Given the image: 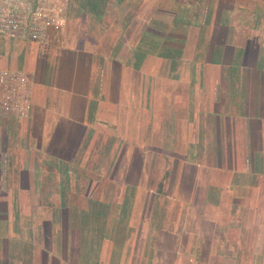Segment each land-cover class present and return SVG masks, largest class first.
I'll return each mask as SVG.
<instances>
[{"label":"crops","instance_id":"0c3cea01","mask_svg":"<svg viewBox=\"0 0 264 264\" xmlns=\"http://www.w3.org/2000/svg\"><path fill=\"white\" fill-rule=\"evenodd\" d=\"M230 1L53 0L0 31V264H245L264 0Z\"/></svg>","mask_w":264,"mask_h":264},{"label":"built area","instance_id":"2783aa9c","mask_svg":"<svg viewBox=\"0 0 264 264\" xmlns=\"http://www.w3.org/2000/svg\"><path fill=\"white\" fill-rule=\"evenodd\" d=\"M52 1L0 0V31L9 32L25 25L38 32L45 24L58 22L57 4H52Z\"/></svg>","mask_w":264,"mask_h":264},{"label":"rangeland","instance_id":"374dc122","mask_svg":"<svg viewBox=\"0 0 264 264\" xmlns=\"http://www.w3.org/2000/svg\"><path fill=\"white\" fill-rule=\"evenodd\" d=\"M200 1H202V0H185V2L190 4V7H191V5L195 6V11H193V12L196 15L200 14L202 12L201 10H203V8H204L203 7V5H204L203 3L199 4ZM232 2H233V7H235V5H237V6L238 5L239 6L243 5L242 4L243 0H232ZM175 4H177V2ZM141 15H143L142 19H145L144 15H147V12H143V14H141ZM236 21H238V20H236ZM118 30L120 31V28H118L117 26H116V28H112L111 29V33H110L111 36H109V37L112 38L113 42H115L113 40V38H115V40H117V37H118L117 31ZM112 32H113V34H112ZM246 33L248 34V29H247V32H242V35L251 37V33L249 35H247ZM106 40L110 44L113 43L109 39H106ZM252 41L253 42L251 44L257 43V44H261L262 45L264 43V35L261 33V34L257 35L256 37H254L252 39ZM230 203L231 202H230V198H229L228 202L224 203L225 205H223V208H225V207L228 208ZM260 230H262V229L258 228V231H260ZM241 238H242V241H243V246H245L244 248H246V249L243 248V250H240V252H238L239 253L238 255H240V256L243 255L244 256V258L246 260L245 264H264V233H262V232L261 233L260 232L257 233L256 232V234L253 235V236L248 235V236H246V238H245V236L241 237ZM235 255H236V253L233 252V264H234L235 260L237 261V257ZM249 259H252V260H249Z\"/></svg>","mask_w":264,"mask_h":264}]
</instances>
